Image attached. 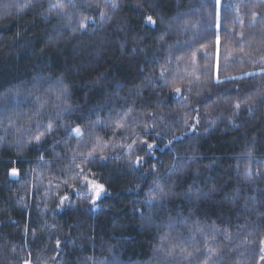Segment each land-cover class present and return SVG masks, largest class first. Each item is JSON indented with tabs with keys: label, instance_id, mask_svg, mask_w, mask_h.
I'll list each match as a JSON object with an SVG mask.
<instances>
[{
	"label": "trees",
	"instance_id": "obj_1",
	"mask_svg": "<svg viewBox=\"0 0 264 264\" xmlns=\"http://www.w3.org/2000/svg\"><path fill=\"white\" fill-rule=\"evenodd\" d=\"M226 1L0 0V264H264V0Z\"/></svg>",
	"mask_w": 264,
	"mask_h": 264
},
{
	"label": "snow or ice",
	"instance_id": "obj_2",
	"mask_svg": "<svg viewBox=\"0 0 264 264\" xmlns=\"http://www.w3.org/2000/svg\"><path fill=\"white\" fill-rule=\"evenodd\" d=\"M217 3H219V0H217ZM22 8H28V7H31V4H27V5H22L21 6ZM111 7H117V5L113 4L111 5ZM252 17H253V22L255 23V21L257 20V14L256 13H252ZM144 23L147 24V25H151L153 27H155L157 25V21L153 19L152 16H147L146 18H144ZM86 27L87 25L81 23L80 24V28L81 30H86ZM218 29L221 27L219 24L217 25ZM239 43H242V41H240ZM220 44H221V41H220V37L217 36L216 38V46H217V50H216V57H217V77H216V81H215V84L212 86L213 90L215 92H217L218 94H221V95H224V94H227V95H237V93L240 91L239 89L236 90V92H229V93H224L223 89H221L219 86L221 84H224L225 86H227L228 84V81H222L219 77V68H220V60H221V52H220ZM232 62H235V58H231ZM261 72L264 73V67H261ZM163 75V73H162ZM251 75V74H249ZM230 81H237L239 80L240 78L239 77H230L229 78ZM58 83H63L62 81L58 82ZM183 89L177 87L174 89V92L177 96L179 95H182L183 93ZM61 95L63 97L66 98L67 96V93L66 92H63L61 93ZM256 99H259L261 103H264V97H257ZM211 100V96H207V97H202L201 99L198 100V103L199 104H204V103H207ZM234 107L236 109H241L242 108V105L240 103H237L234 105ZM195 115H196V124H199V121H200V113H199V109H196L195 110ZM97 123H100L99 121ZM195 127V125L193 126ZM51 125L49 126L48 128V132L50 133L51 132ZM72 133H75L77 135H81L82 134V131H81V128L79 126L77 127H74L70 130ZM46 140V137H45V134L44 132H41L40 135H37L35 137V141H34V144H35V150L36 151H40V146L45 142ZM135 141H133V147L130 148V151L132 150H135V151H138V152H145L147 150V153L148 155H151V152L155 149V145L154 144H150L148 143V140H143L141 141V147L138 148V149H135L134 148V145H135ZM30 146H31V143H30ZM91 156V154H90ZM103 159V157H102ZM144 161V158L142 156H137L136 158V165L137 167L140 166V164ZM152 171H156V166L153 165L152 167ZM19 174V170L16 169V168H10L9 170V175L12 176V177H15ZM81 175H83V169L81 170ZM84 184L81 185V189L85 188V187H88V186H91V190L94 192V197L92 198V203L95 204V201L96 199H98L103 193L106 192V189L104 188V186L102 184H99V183H96L94 181V179H89L87 176H84ZM212 191H216V189H212ZM188 196L189 199H191L192 197V194L191 193H188L186 194ZM208 196V193H200L199 196H197V199H200L202 197H207ZM155 199V198H153ZM65 200H69V197L68 196H64L61 198V204H63V202ZM146 203H149L146 201ZM178 220H180L181 223H184L186 222V220H181L179 217H177ZM172 225H169V229L171 230L172 229ZM198 230H201V229H198ZM170 235V233H169ZM221 235H223V232H221ZM168 237L166 236L165 239H167ZM260 244L262 246V250H264V240H261L260 241ZM58 246H59V242H58ZM175 247V246H173ZM199 251V250H198ZM171 254V253H170ZM201 256H203L205 258V264H207V260H210L213 258V256H215V253H212V254H207V253H202ZM201 256H196V257H193V255L191 253H188L187 254V259L189 260V264H191L192 262V259H196L197 261H199V259L201 258ZM262 259H264V257H262ZM25 264H28V262L26 261Z\"/></svg>",
	"mask_w": 264,
	"mask_h": 264
},
{
	"label": "rangeland",
	"instance_id": "obj_3",
	"mask_svg": "<svg viewBox=\"0 0 264 264\" xmlns=\"http://www.w3.org/2000/svg\"><path fill=\"white\" fill-rule=\"evenodd\" d=\"M221 2H222V0L219 1L218 5L221 4ZM226 4H231V3H230V0H227V1H226ZM89 23H96V21H95L94 19H90V20H89ZM218 24H219V23H218ZM218 24H217V25H218ZM94 181H95V180H94ZM95 182L98 183L97 181H95ZM88 187H89V191H90L92 197H94V192L91 190V186H88ZM101 196H102V195H101ZM101 196H100V197H101ZM100 197H99V198H100ZM99 198L96 199L95 202H97V201L99 200Z\"/></svg>",
	"mask_w": 264,
	"mask_h": 264
},
{
	"label": "crops",
	"instance_id": "obj_4",
	"mask_svg": "<svg viewBox=\"0 0 264 264\" xmlns=\"http://www.w3.org/2000/svg\"><path fill=\"white\" fill-rule=\"evenodd\" d=\"M219 1H221V0H219Z\"/></svg>",
	"mask_w": 264,
	"mask_h": 264
}]
</instances>
